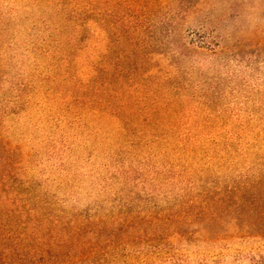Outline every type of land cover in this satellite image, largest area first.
<instances>
[{
  "label": "rangeland",
  "instance_id": "374dc122",
  "mask_svg": "<svg viewBox=\"0 0 264 264\" xmlns=\"http://www.w3.org/2000/svg\"><path fill=\"white\" fill-rule=\"evenodd\" d=\"M0 264H264V0H0Z\"/></svg>",
  "mask_w": 264,
  "mask_h": 264
}]
</instances>
